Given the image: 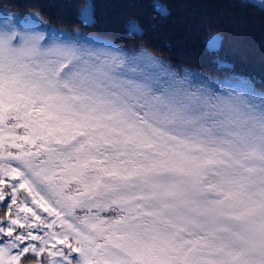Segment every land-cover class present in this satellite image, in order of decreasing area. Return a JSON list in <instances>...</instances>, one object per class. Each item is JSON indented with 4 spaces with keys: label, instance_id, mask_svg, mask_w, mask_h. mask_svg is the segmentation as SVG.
I'll use <instances>...</instances> for the list:
<instances>
[{
    "label": "snow or ice",
    "instance_id": "6c2138e0",
    "mask_svg": "<svg viewBox=\"0 0 264 264\" xmlns=\"http://www.w3.org/2000/svg\"><path fill=\"white\" fill-rule=\"evenodd\" d=\"M31 15L0 28V264H264V92Z\"/></svg>",
    "mask_w": 264,
    "mask_h": 264
},
{
    "label": "trees",
    "instance_id": "16d2710c",
    "mask_svg": "<svg viewBox=\"0 0 264 264\" xmlns=\"http://www.w3.org/2000/svg\"><path fill=\"white\" fill-rule=\"evenodd\" d=\"M89 3L94 15L86 26L79 12ZM32 13L43 18L38 30L47 37L111 45L128 58L147 52L213 92L230 91L241 79L264 92V0H0V28L28 26ZM213 36L222 38L214 49ZM27 261L35 264L30 255Z\"/></svg>",
    "mask_w": 264,
    "mask_h": 264
}]
</instances>
